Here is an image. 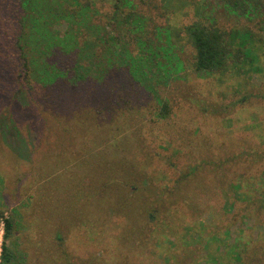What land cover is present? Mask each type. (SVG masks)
I'll use <instances>...</instances> for the list:
<instances>
[{
    "label": "rangeland",
    "instance_id": "rangeland-1",
    "mask_svg": "<svg viewBox=\"0 0 264 264\" xmlns=\"http://www.w3.org/2000/svg\"><path fill=\"white\" fill-rule=\"evenodd\" d=\"M182 1L168 20L154 5L144 13L252 37L257 71L201 77L178 39L183 69L152 97L110 74L106 87L35 84L32 101L0 53V212L14 221L15 264H264V15ZM15 3L0 0L6 50ZM153 94L169 104L165 120ZM56 121L69 133L57 135Z\"/></svg>",
    "mask_w": 264,
    "mask_h": 264
},
{
    "label": "trees",
    "instance_id": "trees-1",
    "mask_svg": "<svg viewBox=\"0 0 264 264\" xmlns=\"http://www.w3.org/2000/svg\"><path fill=\"white\" fill-rule=\"evenodd\" d=\"M15 1L18 14L15 26H10L12 42L7 50L0 45V53L5 54L4 66L8 64L9 69L22 73L21 92L32 101L35 84L59 92L69 85L80 89L90 85L89 82L106 87L110 85L107 82L110 74L116 76L118 82L127 81L126 85L115 81L117 84L135 86L152 97L155 87L167 86L183 69L176 51L178 39L192 49L191 67L201 77L225 74L230 68L242 74L246 72L248 59L257 57L254 47H250L252 37L249 42L246 34L227 33L200 20L181 28L170 24L159 26L144 13L154 5L163 11L160 17L168 20V15L181 12L186 6L182 0H160L159 5L157 0ZM212 1L235 14L246 16L258 12L264 15V0ZM251 62L249 70L257 71ZM153 99L157 101L154 116L157 121L165 120L170 113L169 104L158 95L153 94ZM76 117L71 116L73 121ZM54 127L57 135L69 133L59 121ZM108 130L103 129V132L109 134ZM104 133L102 142L98 141L104 145L105 153L111 142L108 136L104 138ZM232 186L236 194H241L239 184ZM247 195L248 190L242 199ZM0 225L3 232L0 264H15L16 255L6 244L12 235L13 218L4 217L0 212ZM232 253L238 257L236 250Z\"/></svg>",
    "mask_w": 264,
    "mask_h": 264
},
{
    "label": "built area",
    "instance_id": "built-area-1",
    "mask_svg": "<svg viewBox=\"0 0 264 264\" xmlns=\"http://www.w3.org/2000/svg\"><path fill=\"white\" fill-rule=\"evenodd\" d=\"M0 251H1V249H0Z\"/></svg>",
    "mask_w": 264,
    "mask_h": 264
}]
</instances>
